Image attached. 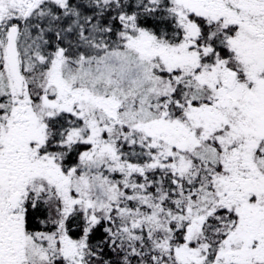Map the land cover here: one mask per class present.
Returning <instances> with one entry per match:
<instances>
[{"label": "snow or ice", "instance_id": "6c2138e0", "mask_svg": "<svg viewBox=\"0 0 264 264\" xmlns=\"http://www.w3.org/2000/svg\"><path fill=\"white\" fill-rule=\"evenodd\" d=\"M0 264H264V0H0Z\"/></svg>", "mask_w": 264, "mask_h": 264}]
</instances>
